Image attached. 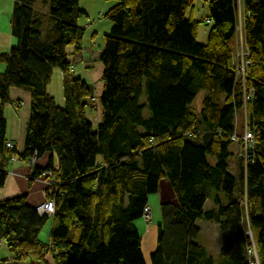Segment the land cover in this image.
Here are the masks:
<instances>
[{
  "label": "trees",
  "instance_id": "trees-1",
  "mask_svg": "<svg viewBox=\"0 0 264 264\" xmlns=\"http://www.w3.org/2000/svg\"><path fill=\"white\" fill-rule=\"evenodd\" d=\"M35 1H13L15 43L0 54V187L13 156L27 162L34 154L29 179L46 173L53 180L44 196L54 212L42 241L48 217L25 194L0 199V242L7 251L0 264H47L46 255L52 264H145L134 220L161 179L174 201L159 204L149 264H264V0H238L249 55L243 79L232 68L237 0H204L211 26L199 43L198 21L184 16L193 0H114L100 13L111 26L99 54L95 129L86 110L96 97L85 80L68 73L70 55L82 47L77 19L85 12L79 0H41L46 12ZM54 67L62 72L63 106L46 89ZM9 87L30 93L21 151L5 146ZM244 126L254 140L245 155L240 141L230 139ZM208 199L212 207L204 209ZM200 219L219 226L215 256L197 242Z\"/></svg>",
  "mask_w": 264,
  "mask_h": 264
},
{
  "label": "crops",
  "instance_id": "crops-1",
  "mask_svg": "<svg viewBox=\"0 0 264 264\" xmlns=\"http://www.w3.org/2000/svg\"><path fill=\"white\" fill-rule=\"evenodd\" d=\"M13 1L14 0H0V54L8 52L10 46L15 43V39L10 33V12ZM114 3L115 1L106 7L107 2L104 1L102 2V6L99 7V4L93 6V2L90 1H84L81 4V0H79V7L85 12L84 15H86V17H89L88 13L91 9L97 10V12L101 11L103 13ZM79 25L84 27V34L81 41L82 47L80 52L74 55V61L71 69L75 70L76 76L82 78L88 83L92 90V95L96 97V100L92 105L93 108H88V110H86V117L91 123L92 128L95 129L100 121L101 115V107L99 106L97 99L102 87V83L100 80L102 64L99 61L100 51H94L93 53V50H91L90 47H88V45L86 44L85 39L86 36L90 35V38H93V40H95L97 38L98 32L95 29L96 25L94 23L87 25L85 23L84 25L81 23ZM110 26V24H108V26H105L106 30L104 31L106 32L104 33H107L109 31ZM90 30H92V32L88 33ZM205 38L203 40H198V42H204ZM4 67L5 64L0 60V72L4 70ZM8 98V102L3 104V114L5 119V139L11 141L16 149L18 151H21L23 148V138L25 135L26 122L29 114L30 93L27 89L21 87H9ZM44 162L45 157H42L37 160L36 163L41 166ZM31 170L32 167L30 164H28V162L20 161L18 159H11L7 167V173L4 179V183L0 187V199L12 197L19 194H25V201L29 205L35 206L36 204L41 202L45 198V190L47 189L48 182L49 180H51V178L48 177L45 173L30 180L29 177L31 174ZM148 197L149 199L147 203L150 207V223H156L157 225L159 221V204L162 201H174L173 193L169 187L168 182L165 179H161L159 181L158 191L154 195H150ZM145 223L146 221L142 217L141 219L138 218L134 220V226L138 235L140 236V249L142 257L144 263L147 264L146 254L152 248H149V246L151 247V233L149 232L150 227H147ZM50 225L51 223L48 226L49 229ZM144 244H146L145 250H143ZM2 247L5 249L4 243L0 242V248ZM1 256L6 257L7 253H0V257Z\"/></svg>",
  "mask_w": 264,
  "mask_h": 264
},
{
  "label": "rangeland",
  "instance_id": "rangeland-1",
  "mask_svg": "<svg viewBox=\"0 0 264 264\" xmlns=\"http://www.w3.org/2000/svg\"><path fill=\"white\" fill-rule=\"evenodd\" d=\"M84 1L93 2V4H92L93 6H96L99 4V7L102 6V2H104V1L107 2L106 7L114 2V0H81V4ZM34 7L36 9H40L44 12L47 11V5L44 4L43 2H41V0H36ZM99 13L102 14L101 11L97 12V10L91 9L88 13L89 17H86V15H83L77 19L78 24L82 23L84 25V23H85L87 25V24L94 23L96 25L95 29L98 32L97 38L95 40H93V38H90V35H89V36H86V39H85L86 44L88 45V47H90L91 50H93V53H94V51H96V52L101 51L102 44H103V35L107 34V33H104V32H106V31H104V30H106L105 26L106 25L108 26V24L111 25L110 20H108L107 18L98 17ZM207 14H208L207 2H205L204 0H193L192 6L186 8V10L184 12V16L186 18H192V19L198 21L197 25H196V40L197 41L203 40L205 38L206 32L208 31L209 27L211 26V23H207L204 21V19L207 17ZM91 32H92V30H90L88 33H91ZM237 42H238V39L235 36L234 37V43H233L234 46L232 47V50H233V48H235V44ZM70 57L74 58V56H71V55H70ZM68 73L71 76H73V75L76 76V72L74 69L68 70ZM47 90L54 97L55 102L58 105L63 106V98H64L63 92H64V90H63V86H62V72L58 67H54L52 69L50 81H49V84L47 86ZM203 93H204L203 91H199L195 95V97L191 103V106L196 107L199 105L200 100L203 96ZM140 103H145V96L144 95L140 98ZM241 112L242 111L238 112V121L240 120V113ZM142 114L144 117L149 116V110L147 107H144ZM233 145H235V144H233ZM207 161H208V163L213 164L214 158L211 155H207ZM52 183H54L53 180H49L48 184L51 185ZM154 194L155 193H152L150 195H154ZM148 199H149V197H148ZM148 199H147V202H148ZM147 205H148V203H147ZM211 207H212L211 200H209V199L206 200L204 209H209ZM149 209H150V207H149ZM158 213H159V209H158ZM50 219H51V217L49 216L47 221L43 224L42 228L40 229L38 236L42 241H47V238L49 237L48 236V234H49L48 226L50 224ZM139 219H141V217H139ZM145 225L147 227H150L149 232L151 233V247L149 246V248H152L151 250H153L154 246H155V242H156V231H157L156 226L157 225H156V223L154 224V223H150V222H146ZM197 225L200 229L199 236L197 237V242L200 243L201 245H203L211 255L215 256L218 249H219L220 239H221L219 226L216 223L205 221L202 219L197 221ZM47 228H48V230H47ZM145 245L146 244L143 245V250H145ZM151 250L148 251V253L146 254L147 264H149V253L151 252ZM3 251L5 253H7L6 249H4L3 247L0 248V253H4ZM252 253L255 256V252H254L253 248H252ZM49 258H50V255L45 256V260H46L47 264H50V263L52 264L51 258H50V262H49Z\"/></svg>",
  "mask_w": 264,
  "mask_h": 264
},
{
  "label": "built area",
  "instance_id": "built-area-1",
  "mask_svg": "<svg viewBox=\"0 0 264 264\" xmlns=\"http://www.w3.org/2000/svg\"><path fill=\"white\" fill-rule=\"evenodd\" d=\"M240 7H241L240 3L237 0V21L235 24V29H236L235 30V36L237 37L238 42L235 44V48L233 51L232 68H233V71H234L236 77H238V78L240 77L243 79L244 72H245L247 64H248L249 55H248L246 44L244 42V35H243V29H242L243 14H242V10ZM98 17H101L100 13L98 14ZM245 98H246V96H245ZM230 139L232 141H236V140L240 141L241 150H242L244 155H245V153H247L248 151H250L252 149L253 144H254L253 134L251 131L246 129L245 126L243 127V129L240 133H237V132L232 133V135L230 136ZM5 146L11 148L13 146V143L11 141L6 140ZM11 159L14 160L17 158H16V156H13ZM34 161H35V155L33 154L27 160V162H28V164L31 165L32 163H34ZM49 186H50V184L47 185V189L49 188ZM34 209L39 215L51 217L53 215V212H54V205H53V202L51 199H45L44 198L41 202H39L38 204H36L34 206ZM149 212H150L149 206L146 204L143 207V213H142V218L146 222H150V216H149L150 213Z\"/></svg>",
  "mask_w": 264,
  "mask_h": 264
},
{
  "label": "water",
  "instance_id": "water-1",
  "mask_svg": "<svg viewBox=\"0 0 264 264\" xmlns=\"http://www.w3.org/2000/svg\"><path fill=\"white\" fill-rule=\"evenodd\" d=\"M247 235H248V237L251 238V236L248 232H247ZM254 257H256V256H254ZM255 261H256V258H255ZM3 264H43V262L42 261H35L32 259L27 260V261L7 260ZM256 264H257V262H256Z\"/></svg>",
  "mask_w": 264,
  "mask_h": 264
},
{
  "label": "bare ground",
  "instance_id": "bare-ground-1",
  "mask_svg": "<svg viewBox=\"0 0 264 264\" xmlns=\"http://www.w3.org/2000/svg\"><path fill=\"white\" fill-rule=\"evenodd\" d=\"M232 127H233V126H232ZM234 129H235V127H234ZM23 139H24V138H23ZM23 142H24V141H23ZM52 202H53V201H52ZM252 247H253V246H252ZM254 251H255V250H254ZM251 252H252V251H251ZM251 252H250V253H251ZM256 256H257V255H256ZM5 258H6V257H5ZM255 258H256V257H254V260H255ZM0 260H2V259H0ZM253 262H254V261H253Z\"/></svg>",
  "mask_w": 264,
  "mask_h": 264
}]
</instances>
